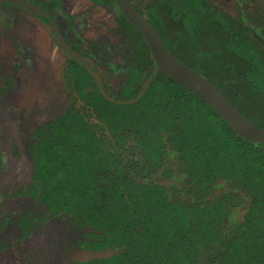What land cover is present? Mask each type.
<instances>
[{
    "label": "trees",
    "instance_id": "trees-1",
    "mask_svg": "<svg viewBox=\"0 0 264 264\" xmlns=\"http://www.w3.org/2000/svg\"><path fill=\"white\" fill-rule=\"evenodd\" d=\"M182 1L188 0H152L141 13L164 39L188 48L187 59L170 50L176 58L198 71L192 60L207 57L223 95L264 128V35L235 29L231 20L222 24L219 4ZM183 12L192 22L185 35H166ZM199 24L211 29L203 45ZM132 40L128 54L101 75L117 100L135 97L158 65L141 34ZM111 76L116 85L106 80ZM61 78L73 100L36 130L33 182L12 196L15 213L0 192V238L5 228L28 237L56 217L79 229L80 249L92 253L67 264H264V143L240 136L166 73L156 74L145 94L126 105L105 99L82 65L65 68ZM8 87L0 86V96ZM26 196L36 206L20 209Z\"/></svg>",
    "mask_w": 264,
    "mask_h": 264
},
{
    "label": "rangeland",
    "instance_id": "rangeland-1",
    "mask_svg": "<svg viewBox=\"0 0 264 264\" xmlns=\"http://www.w3.org/2000/svg\"><path fill=\"white\" fill-rule=\"evenodd\" d=\"M64 1L72 6L71 12H80L90 0ZM140 4L146 9L145 1ZM99 10L89 9L87 15L81 16L86 21L87 32L96 31L94 36L103 32L97 22L111 24ZM246 12L247 19L259 27L258 34L264 35V27L260 26V21L264 22L263 12L259 8L260 15L249 8ZM246 15L241 13L236 17L243 20ZM127 28L134 32L130 25ZM50 43L41 23L30 13L16 6H0V84L11 83V89L0 98V144L6 158V167L0 174V192L12 213L16 209V200L12 196L20 186L28 188L29 182H33L37 154L34 148L37 136L33 137V132L60 115L69 104L68 97H62L59 70L56 69L60 64L59 55ZM111 80L118 83L117 78ZM4 130L8 131L7 136ZM21 198L20 209L36 206L37 201L26 200L28 196ZM3 232L6 236L2 238L8 246L0 251V264H67L92 254L87 249H80L82 232L56 217L47 218L31 235L22 239L13 228L12 232L8 228ZM70 246L72 251H69Z\"/></svg>",
    "mask_w": 264,
    "mask_h": 264
},
{
    "label": "flooded vegetation",
    "instance_id": "flooded-vegetation-1",
    "mask_svg": "<svg viewBox=\"0 0 264 264\" xmlns=\"http://www.w3.org/2000/svg\"><path fill=\"white\" fill-rule=\"evenodd\" d=\"M12 1H23V2L28 3L29 5L28 6L27 5H21V4H17L15 2H11L8 0H0V6H2V5L14 6V7L16 6L17 8L22 9L23 12L25 11V12L30 13L31 16L35 20H37L38 22L41 23L42 28L45 30V32L49 36V40L51 42L50 43L51 47L53 49H55L57 51V54L59 55L57 60L60 64L58 63L59 65H56V67H57L56 69L59 70V79L61 82L60 87L62 90V97H64V96L68 97L67 100L69 101V104H70V102H72L73 97L70 93H67L65 91L61 75H62V72L65 68L71 67V66L76 68L79 65H82L85 69H87L86 65H88V67H90L94 72L97 73V75L100 79L101 86H102L105 94L114 100L111 102L119 103L121 101H126V99L125 100H117L114 97L110 96L106 92V90L104 89V86H103L101 75H107L106 73H104V70L111 68L112 64L117 63L120 58H122L126 54H128L127 50H128V48H131L132 44H133L132 43V41H133L132 36L136 35L137 32L139 34H141V33L129 21H128L129 23H127L123 20V18L121 16V14L123 15V13L121 12V10L119 9V7L117 6V4L115 3L114 0H90L89 3H87L86 5H83V8L80 10V12H71L69 10V8L72 6L70 5V3L65 2L64 0H43V1L37 0V2H35V0H12ZM128 1L133 5V7H135L138 10V12L141 15H143L141 13V10L144 12L148 11L149 4L152 2V0H143L146 2V9H142L140 7V5H141L140 3L142 0H128ZM207 1H209L208 4L210 6L212 4H219L223 8V9L221 8V11L220 10L218 11L219 16H221L220 19H221L222 24L224 22L229 23V21L231 20V21H233V23H235V26H234L235 29L237 28V29L242 30V26H244V27L247 26V28H250L253 31L254 30L257 31V29H259V27L257 25H254L246 17H244L243 20H240L236 17L237 9L243 10V8L245 7L246 4L249 5L250 9H251V7H253V9L258 12V6H257L258 0H256L257 2H255V0H207ZM182 2L184 3V5H186L188 3L190 5L194 4V0H191V1L188 0V1H182ZM203 2L206 3V0H203ZM258 4H260V3L258 2ZM89 9H92V11L100 9L99 11L103 12L104 15L111 21L110 25L109 24H102L101 25L100 21L97 22L100 25V27H102L99 29L101 31H103L100 34H98L99 32L96 34V36L100 35L99 37L94 36L96 31L92 32V33H91V31L87 32L86 21H84V18H82V17H83V15L88 14ZM185 11L187 12L186 9H185ZM186 12L181 13L182 18H180V19L176 18L177 20L174 21V23H176V26H177V28L175 26L176 29L170 28L168 30L169 31L168 32L167 29L165 28V33L168 32V33H166V35L167 34L169 35V33H176L177 31H180L183 35H185L184 33H186L187 29H189V27L191 26V23H192V22H190V20H187L183 17V15H185ZM243 12H245V11H243ZM258 14H259V12H258ZM243 15H245V14H243ZM263 15H264V13H263ZM172 21H170V22H172ZM200 21H202V20H200ZM263 23H261V21H260L261 27H262ZM128 25H130L132 27L134 32L131 31L129 28H127ZM152 25L155 27V29L158 31L159 35L161 36L165 48L168 50V52L174 58H176V57L170 52V50H173V51L175 50L176 53L179 55V57L181 56L183 58H186V56H184V55H187V58H189L188 53L184 52V51L188 50V48L186 50V46L177 47L176 45H174V42L172 43L170 41H167L166 39L163 38V36L161 35L160 31L156 28V26L154 24H152ZM45 26H47V27H45ZM108 27H110V28H108ZM197 31L200 32V36L202 37L201 38V42H202L201 44L202 45L206 42L204 40L210 39V36L208 37V35L211 33V29L208 28L207 26H205L204 24H199V29H197L196 32ZM238 32H239L240 36L245 38L244 32H241L239 30H238ZM251 34H253V32H251ZM202 35H204V36H202ZM205 35H206V37H205ZM113 37H114V40H113ZM145 42H146V40H145ZM146 44L148 46V49L150 50V47H149L147 42H146ZM207 46H209V45H207ZM131 51L132 50H130V52ZM150 52H151V50H150ZM176 59L178 61H180L181 63H183L188 68L194 70L195 72L199 73L204 78L211 81L215 86H216L215 82L216 83L220 82V77L213 70V65L210 64L212 62H208L209 60L207 57L199 60L197 55H196L195 59L192 60L193 62L191 61L192 63L195 62L196 65L198 64L197 65L199 68L198 71L191 68L190 66H188L187 63H185L184 61L182 62V60H180L179 58H176ZM223 61H225L224 63H228L229 57L227 58V60H223ZM193 66H195V65L193 64ZM51 67H53V66H51ZM155 68H153V70ZM225 68H227V67H225ZM152 71H151V73H152ZM159 73H164V72H159ZM89 74L92 76V74L90 72H89ZM156 74H158V73H156ZM149 76H148V78H149ZM154 76H153V78H154ZM92 78L95 81V84L98 88L96 80L94 79L93 76H92ZM111 78L114 79L117 77L111 76L110 78H108L106 80H109V82L111 83V82H113L111 80ZM153 78H152V80H153ZM147 79H146V81H147ZM146 81H145V83H146ZM151 81H150V84H151ZM145 83H144V85H145ZM150 84H149V86H150ZM5 85L9 86L7 88V90L9 91L11 89V83L0 84V86H2V87H4ZM144 85H143V87H144ZM149 86H148V88H149ZM142 88L140 89V91L142 90ZM108 90L110 92H113L112 86ZM98 91H99V88H98ZM219 91H220V89H219ZM99 93H100V91H99ZM138 93H137V95H138ZM2 96H0V98ZM135 97H133V98H135ZM133 98H130V99H133ZM130 99H127V100H130ZM135 102H133V103H135ZM69 104H68V106H69ZM120 104H123V103H120ZM41 126H44V125H41ZM41 126H39V127H41ZM4 131H5V135L7 136L8 131L7 130H4ZM35 134H36V131L33 132V137L36 136ZM3 144H5V142ZM0 147H1V144H0ZM1 149H2V147H1ZM5 164H6V161H5ZM5 167L6 166L3 167L2 171H4ZM2 237H5V235L3 234ZM2 237L0 238V240H4ZM15 239L17 240V237H15ZM80 239H83V238H80Z\"/></svg>",
    "mask_w": 264,
    "mask_h": 264
},
{
    "label": "water",
    "instance_id": "water-1",
    "mask_svg": "<svg viewBox=\"0 0 264 264\" xmlns=\"http://www.w3.org/2000/svg\"><path fill=\"white\" fill-rule=\"evenodd\" d=\"M8 1L21 5H29L23 1ZM114 1L125 18L144 37L158 62V66L152 71L138 95L133 99L121 101L119 103L130 104L137 101L147 90L153 76L156 73L164 72L204 99L240 136L254 143H264V128L256 125L248 119L211 81L174 58L165 48L163 40L155 27L143 15H141L128 0ZM258 2L264 9V0H258ZM86 68L96 80L102 96L110 101H114L111 97L105 94L97 73L88 67V65H86Z\"/></svg>",
    "mask_w": 264,
    "mask_h": 264
}]
</instances>
